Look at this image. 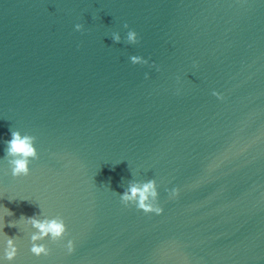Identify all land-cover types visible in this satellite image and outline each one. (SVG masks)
Wrapping results in <instances>:
<instances>
[{"label":"water","instance_id":"95a60500","mask_svg":"<svg viewBox=\"0 0 264 264\" xmlns=\"http://www.w3.org/2000/svg\"><path fill=\"white\" fill-rule=\"evenodd\" d=\"M150 180L160 215L120 199ZM0 264H264V0H0Z\"/></svg>","mask_w":264,"mask_h":264},{"label":"clouds","instance_id":"9594fccd","mask_svg":"<svg viewBox=\"0 0 264 264\" xmlns=\"http://www.w3.org/2000/svg\"><path fill=\"white\" fill-rule=\"evenodd\" d=\"M128 27L127 24L124 25ZM83 29L82 24H76L75 30L81 31ZM119 41V36L115 38ZM128 41L132 43H138V34L134 30L128 32ZM131 61L133 64H148V60L142 59L138 56H132ZM156 67L155 65H152ZM157 70H159L157 68ZM213 95L220 98V94L213 92ZM36 138L31 135H21L19 131H11V139L7 141V155L12 159L9 160L11 167V174L13 177L28 176L30 172L29 164L31 160L38 159V153L34 147ZM179 194V189L173 188L169 190V197L174 198ZM121 202L128 206L134 204L138 210H142L145 214L155 213L160 215L163 213V208L158 205V192L155 180H150L142 185L133 183L129 189L126 190L120 197ZM9 211V210H7ZM10 213V212H9ZM11 214V213H10ZM32 226L38 231L31 235V252L37 256H48L50 249L47 245L39 243L46 238H50L52 242H59L63 240L67 234V227L62 217L54 218L51 220H45L43 222L36 220L33 217H28ZM9 227L13 225H8ZM67 252L71 254L74 252V242L68 240ZM18 253V249L15 244V240L12 238L7 239V246L5 249V259L9 262L13 261Z\"/></svg>","mask_w":264,"mask_h":264}]
</instances>
